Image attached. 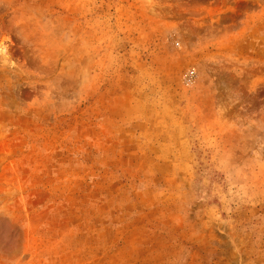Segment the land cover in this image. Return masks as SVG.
I'll return each mask as SVG.
<instances>
[{"label": "rangeland", "instance_id": "obj_1", "mask_svg": "<svg viewBox=\"0 0 264 264\" xmlns=\"http://www.w3.org/2000/svg\"><path fill=\"white\" fill-rule=\"evenodd\" d=\"M0 264H264V0H0Z\"/></svg>", "mask_w": 264, "mask_h": 264}]
</instances>
